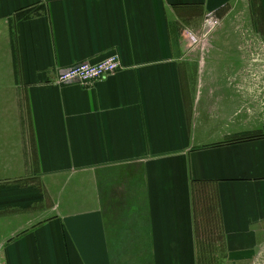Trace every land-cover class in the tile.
Returning <instances> with one entry per match:
<instances>
[{
    "label": "crops",
    "instance_id": "0c3cea01",
    "mask_svg": "<svg viewBox=\"0 0 264 264\" xmlns=\"http://www.w3.org/2000/svg\"><path fill=\"white\" fill-rule=\"evenodd\" d=\"M259 86L264 0H0V264H264Z\"/></svg>",
    "mask_w": 264,
    "mask_h": 264
},
{
    "label": "built area",
    "instance_id": "2783aa9c",
    "mask_svg": "<svg viewBox=\"0 0 264 264\" xmlns=\"http://www.w3.org/2000/svg\"><path fill=\"white\" fill-rule=\"evenodd\" d=\"M215 23L213 22V24ZM191 38L194 39L192 35ZM119 68L120 60L118 55L111 54L95 62L86 61L75 64L61 71L57 76V81L66 83L77 80L82 85L88 86L115 73Z\"/></svg>",
    "mask_w": 264,
    "mask_h": 264
},
{
    "label": "rangeland",
    "instance_id": "374dc122",
    "mask_svg": "<svg viewBox=\"0 0 264 264\" xmlns=\"http://www.w3.org/2000/svg\"><path fill=\"white\" fill-rule=\"evenodd\" d=\"M197 24H198V23H193V24L191 25V27L194 28V27L197 26ZM215 25H216V23H215ZM215 47H216V45H215ZM257 89H258V92H257V93H259V96H258V97H260L258 100H260L261 97L264 98V88H262L261 86H259ZM255 99H256V97H255Z\"/></svg>",
    "mask_w": 264,
    "mask_h": 264
},
{
    "label": "trees",
    "instance_id": "16d2710c",
    "mask_svg": "<svg viewBox=\"0 0 264 264\" xmlns=\"http://www.w3.org/2000/svg\"><path fill=\"white\" fill-rule=\"evenodd\" d=\"M253 136H255V135H253V134L251 135V134H250V135H246V136H244V137H241V138H239V139L251 138V137H253Z\"/></svg>",
    "mask_w": 264,
    "mask_h": 264
}]
</instances>
